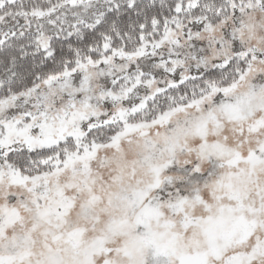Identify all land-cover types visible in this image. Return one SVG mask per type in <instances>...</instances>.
Listing matches in <instances>:
<instances>
[{"label":"snow or ice","instance_id":"snow-or-ice-1","mask_svg":"<svg viewBox=\"0 0 264 264\" xmlns=\"http://www.w3.org/2000/svg\"><path fill=\"white\" fill-rule=\"evenodd\" d=\"M0 264H264V0H0Z\"/></svg>","mask_w":264,"mask_h":264}]
</instances>
